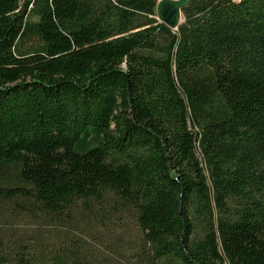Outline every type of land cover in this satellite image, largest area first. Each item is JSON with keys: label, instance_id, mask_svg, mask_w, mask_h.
Masks as SVG:
<instances>
[{"label": "trees", "instance_id": "1", "mask_svg": "<svg viewBox=\"0 0 264 264\" xmlns=\"http://www.w3.org/2000/svg\"><path fill=\"white\" fill-rule=\"evenodd\" d=\"M157 1L0 0V202L128 219L134 264H264V0H190L174 31ZM9 241L0 264H103Z\"/></svg>", "mask_w": 264, "mask_h": 264}, {"label": "rangeland", "instance_id": "2", "mask_svg": "<svg viewBox=\"0 0 264 264\" xmlns=\"http://www.w3.org/2000/svg\"><path fill=\"white\" fill-rule=\"evenodd\" d=\"M94 217L72 218L68 225H51L0 202V233L11 243L49 247L65 239L79 240L103 264H134L140 235L128 219L102 226ZM112 229V232L109 231ZM8 242V243H9Z\"/></svg>", "mask_w": 264, "mask_h": 264}, {"label": "water", "instance_id": "3", "mask_svg": "<svg viewBox=\"0 0 264 264\" xmlns=\"http://www.w3.org/2000/svg\"><path fill=\"white\" fill-rule=\"evenodd\" d=\"M189 3L190 0H158L155 6V19L170 30H177L183 22L182 10Z\"/></svg>", "mask_w": 264, "mask_h": 264}]
</instances>
